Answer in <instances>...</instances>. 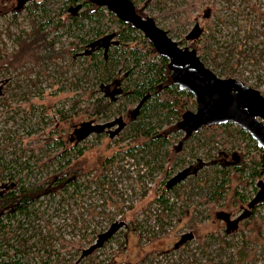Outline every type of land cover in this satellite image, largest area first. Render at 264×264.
I'll list each match as a JSON object with an SVG mask.
<instances>
[{"label": "rangeland", "instance_id": "1", "mask_svg": "<svg viewBox=\"0 0 264 264\" xmlns=\"http://www.w3.org/2000/svg\"><path fill=\"white\" fill-rule=\"evenodd\" d=\"M155 1L133 0V4L142 8L146 16L154 17L160 28L165 31L169 28L168 36L174 41L178 42L190 33L194 26H202L204 7L199 5L198 11L184 12L187 0H162L159 7L154 5ZM60 4L52 2L51 12H56ZM15 5V0H0V81L8 78L6 82H0V153L6 159H17L20 163L28 160L32 171L27 180L33 181L43 178L57 165V162L48 163L45 168L38 162L56 152L51 141L49 144L44 142L52 126L60 123L56 111L64 110L71 114L69 109L74 102L77 108L89 98L100 96L102 91L97 90L92 74L82 69L86 56L71 57L74 52L83 51L71 44L73 34L82 35L83 31L59 33L58 40L49 48L62 50L60 57L36 59L43 55L41 50L28 49L21 60L12 61L13 65L4 70L2 63L13 59L18 49L15 39L27 38L25 33L30 31V20L39 21L37 17L28 16L25 7L14 11ZM215 8L217 15L225 21L224 27L230 26L232 39L236 42L246 29H251L250 35L255 40L248 44L263 51L261 64L264 66V0H216ZM101 20L103 30L116 29L117 24L107 16ZM87 27L88 24L85 29ZM221 34V40L227 39L225 29ZM51 36L53 33L46 35V40ZM204 63L212 69L208 60ZM242 66L239 69L243 81L237 77L234 79L257 89L264 97V68L252 64L244 67V63ZM128 68L124 63L116 65L113 78H123V85L132 82V75L123 77ZM39 92L43 95H38ZM21 93H25L28 101L22 99ZM131 106L130 102L119 97L109 107L107 117H98L93 123L100 124L123 115ZM194 109L195 103L187 110ZM177 118L179 120L180 117ZM82 121L72 115L70 125L74 127ZM151 121L159 124L156 120ZM159 125L165 126L164 123ZM232 125L208 132L201 129L186 139L179 129L167 134L170 139L166 146L168 151L177 146L179 140L183 141L173 157L162 161V168L155 167L151 156L139 149L134 157L125 155L123 151L130 143L129 138H124L127 126L110 139L106 134L97 137L94 133L84 137L78 146L85 148L83 157L87 165H98L99 168L101 157L112 154H115V159L110 164L106 163L101 171H92L88 186L81 181L78 193L51 202L46 197L39 198L36 205L41 218L33 221L31 230L27 232L33 235L26 245L30 249L26 250L21 263L87 264L86 257L80 256L81 249L92 244L95 235L104 231L112 220L121 221L124 225L117 229L115 239L89 254L88 260L96 257V262L103 259L108 264H149L150 261L154 264H264V226L259 234L253 225L242 228L239 224L237 227L239 222L245 221L239 219L242 211L239 209L246 208V203H237L238 196H233L235 188L247 201L257 193L254 199L257 203L264 197V187L255 191L252 187L242 189L245 175L238 179L237 173L231 172L227 190L222 194L223 200L208 203L201 199L212 192L211 181L220 178L216 171L221 167L231 169L240 160L238 146L246 141L239 138L237 126ZM216 131H222L218 138ZM158 155L161 157L162 153ZM184 169L187 176L174 190L164 195L174 203V210L163 214L154 197L163 189L165 181ZM25 172L23 169L22 173ZM100 172L101 176L98 175ZM101 177H105L103 184H100ZM222 210L227 213V220H235L236 227L225 230L226 224L216 216ZM254 216L264 222V205L256 208ZM133 225L135 230H132ZM190 230L201 236L205 246L198 245L196 239L180 241L181 235Z\"/></svg>", "mask_w": 264, "mask_h": 264}, {"label": "trees", "instance_id": "2", "mask_svg": "<svg viewBox=\"0 0 264 264\" xmlns=\"http://www.w3.org/2000/svg\"><path fill=\"white\" fill-rule=\"evenodd\" d=\"M215 1H186L184 12L198 11L199 5L204 7L201 14L203 24L202 26H194L190 33L185 34L177 43L182 46L188 42L184 47L194 50L204 65V61L208 60L212 69L205 66L216 76L232 77L233 79L237 77L243 81L239 67H243L244 63V67L252 64L263 69L264 66L261 64L263 51L248 44V42L253 43L255 40L254 36L250 35L251 29H246V33L239 41L236 42L232 39L230 26L224 27V19L217 15ZM52 2H61L56 12H51L50 7L52 5L50 6V4ZM130 2L133 4V0ZM161 2L163 1L156 0L154 5L159 7ZM133 7L137 15L146 16L143 14L142 8H137L134 4ZM25 8L28 16L37 17L39 21L30 20V31L25 33L27 38L21 36L15 39L18 49L14 58H9L8 61L3 62L1 67L7 70L13 65L12 61L21 60L28 49L39 48L41 50L43 55L38 58L35 57L36 59L52 60L60 57L62 50L54 51L51 49L58 40L59 33L83 31L84 34L82 35L73 34L74 39L71 44L75 48L83 50L82 52H74V58L80 54L86 56L85 66L83 65L84 68L82 69L92 74L97 83V90H101L102 93L100 96L89 98L84 105L77 108L76 102H74L69 109L71 114L64 110L56 111L60 123L52 126L44 141L45 144H49L51 141V146L56 152L51 157L39 159L38 162L45 168L48 167V163L57 162V165L43 178L33 181L27 180L32 171L29 161L20 163L17 159H6L0 153V264H22L20 260L26 255V250L30 249L26 245L33 235L27 234V232L31 230L33 221L41 218V213L36 205L39 198L46 197L49 202L55 199L64 200L65 196L78 193L81 189V181H84L86 186L90 184L92 171L95 169L101 171L106 163L110 164L114 161L115 154H112L101 157L98 161L99 168L98 165L93 167L87 165V161L83 157L85 148L78 146L79 141L92 133L97 137L107 135L110 139L127 126V134L124 138H129L130 143L123 151L125 155L134 157L135 151L139 149L140 152H146L147 155L151 156L155 167L162 168V161L167 157H173L175 152L179 150L183 139L190 137V135H183V139L178 141L177 146L171 151L167 150V143L170 142L167 134L178 130L177 117L188 111L187 109L194 104L191 94L180 90L174 84L167 68L166 59L158 55L150 41L129 22L114 16L105 8L99 7L89 0H28ZM250 8L251 11L254 10L253 7ZM73 10L74 12H72ZM50 13L51 15H49ZM104 16L117 24L114 31L108 30L107 32V29H102L100 24ZM151 18L154 20V17ZM87 24L88 27L85 29ZM223 29L226 30L228 36L227 39L221 40ZM169 31L170 29L167 28V34ZM50 33H53V36L46 40V35ZM104 35L108 36V41H110L105 51L99 47V43L104 42ZM252 48L257 52L256 55L252 52ZM120 63L129 66L123 77L132 75V82L123 85V78H113L115 67ZM7 80L8 78H4L0 82L4 83ZM73 85L77 86V84ZM21 94L22 99L28 101L29 98L24 97L25 93ZM38 95L41 96L43 93L39 92ZM119 97L130 102L133 106L126 108L123 115H117L109 121L100 124L93 123L98 117H107L109 107ZM128 110L131 111V119L126 118ZM72 115L83 121L74 127L71 126ZM152 119L159 124L164 123L165 126L161 127L152 122ZM43 123L45 124V121H42ZM220 126L233 125L225 123L201 129L208 132L216 130ZM235 129L239 138L246 141L244 145L238 146L241 154L240 160L231 169L224 170L221 167L216 171L220 174V178L211 181L212 192L201 198L205 202L219 203L223 200L222 194L227 190L226 183L231 172L237 173L235 175H238V179H242L243 174L245 175V180H242L244 184L242 189L252 187L255 191L257 188L264 187V170L261 167V157L264 151L244 130L238 127ZM221 133L222 131H216V138ZM248 150L252 152H248ZM159 153H162L161 157H159ZM140 159L144 160L143 157ZM22 164L24 167L21 166ZM11 167L15 170H12ZM23 169L26 171L25 173H22ZM98 175L101 176V172ZM186 176L187 170L177 171L163 183V189L156 193L154 199L163 214L174 210V203L169 202L164 195L166 192L174 190ZM104 180L105 177H101L100 184H103ZM256 194L247 201L237 188L233 191V196H238L236 198L237 203H246V208L239 209L242 210L239 219H245V221L239 222L236 226L242 224L241 227L245 228L248 225H253L256 233L259 234L264 222L255 218L254 215L256 208L264 205V197L256 203L254 202ZM218 212L221 214V218L218 217V220H222L226 224L225 230L236 227L235 221L227 220L223 210ZM122 225L124 223L121 221L111 220L104 231L95 235L96 232L93 230L94 242L87 248L81 249L80 252V256L86 257L87 264H108L103 259L96 262V257L88 260L87 256L96 249L102 248L106 242L115 239V233ZM135 229L133 225L132 230ZM210 236L212 237L213 234L211 233ZM180 239L184 242L196 239L198 245L205 246L201 236L196 235L191 230L182 234ZM33 245L34 242L30 244V247ZM43 263L46 264L45 261ZM149 264L154 263L150 261ZM170 264L175 263L171 262Z\"/></svg>", "mask_w": 264, "mask_h": 264}, {"label": "water", "instance_id": "3", "mask_svg": "<svg viewBox=\"0 0 264 264\" xmlns=\"http://www.w3.org/2000/svg\"><path fill=\"white\" fill-rule=\"evenodd\" d=\"M89 1L129 22L146 37L158 55L166 59L174 84L191 94L195 109L183 112L177 122L184 135L203 127L232 123L264 151V97L257 89L233 78L216 76L194 50L179 46L151 17L137 15L130 0ZM261 167L264 170V152Z\"/></svg>", "mask_w": 264, "mask_h": 264}, {"label": "flooded vegetation", "instance_id": "4", "mask_svg": "<svg viewBox=\"0 0 264 264\" xmlns=\"http://www.w3.org/2000/svg\"><path fill=\"white\" fill-rule=\"evenodd\" d=\"M27 2H28V0H15V4L16 5L14 6V9L13 10L14 11H17L19 9H22L23 7H25L24 5ZM72 12H74V10ZM103 38H104V42H100L99 43V47L103 48V50L105 51L106 48H107V46H108V43H110V41H108V36H106V35H104ZM179 46H181V45H179ZM182 47H184V46H182ZM71 57L74 58V54ZM126 118L127 119H131L132 118V115H131V111L130 110L127 111ZM220 215H221L220 212H217L216 213L217 218L220 217ZM240 216H241V214H240ZM226 217H227V213H226ZM233 221H235V220H233Z\"/></svg>", "mask_w": 264, "mask_h": 264}]
</instances>
